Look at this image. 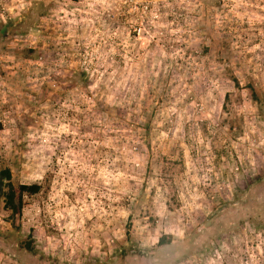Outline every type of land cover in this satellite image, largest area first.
<instances>
[{
	"label": "rangeland",
	"instance_id": "1",
	"mask_svg": "<svg viewBox=\"0 0 264 264\" xmlns=\"http://www.w3.org/2000/svg\"><path fill=\"white\" fill-rule=\"evenodd\" d=\"M3 169L0 264H264V0H0Z\"/></svg>",
	"mask_w": 264,
	"mask_h": 264
},
{
	"label": "trees",
	"instance_id": "2",
	"mask_svg": "<svg viewBox=\"0 0 264 264\" xmlns=\"http://www.w3.org/2000/svg\"><path fill=\"white\" fill-rule=\"evenodd\" d=\"M72 72L73 71L69 69H58L52 74V76L59 81L62 77L61 73L65 74L66 77L70 76ZM40 190L41 185L38 183L15 185L12 182V173L10 169H3L0 172V200L3 198L4 207L10 213L11 224L15 230L20 231L22 228L21 217L24 194H35L40 192ZM162 241H164V239H161V242Z\"/></svg>",
	"mask_w": 264,
	"mask_h": 264
}]
</instances>
